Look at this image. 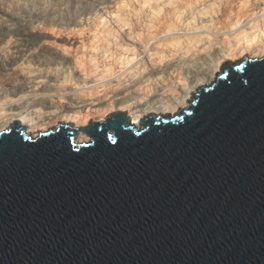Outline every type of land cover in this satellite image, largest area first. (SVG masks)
<instances>
[{"label":"water","instance_id":"95a60500","mask_svg":"<svg viewBox=\"0 0 264 264\" xmlns=\"http://www.w3.org/2000/svg\"><path fill=\"white\" fill-rule=\"evenodd\" d=\"M214 78L140 127L0 131V264H264V56Z\"/></svg>","mask_w":264,"mask_h":264},{"label":"bare ground","instance_id":"6f19581e","mask_svg":"<svg viewBox=\"0 0 264 264\" xmlns=\"http://www.w3.org/2000/svg\"><path fill=\"white\" fill-rule=\"evenodd\" d=\"M244 54L264 56V0H0V131L16 119L33 138L115 110L140 127Z\"/></svg>","mask_w":264,"mask_h":264},{"label":"rangeland","instance_id":"374dc122","mask_svg":"<svg viewBox=\"0 0 264 264\" xmlns=\"http://www.w3.org/2000/svg\"><path fill=\"white\" fill-rule=\"evenodd\" d=\"M236 60H238V59H236ZM234 61V60H233ZM233 61H231V62H233ZM105 118V117H104ZM52 129V128H51ZM88 139H89V137H88Z\"/></svg>","mask_w":264,"mask_h":264}]
</instances>
